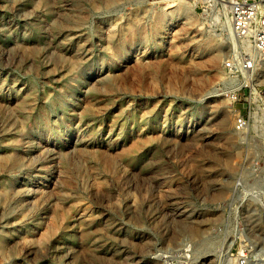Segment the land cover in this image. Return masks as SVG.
<instances>
[{"label": "rangeland", "instance_id": "1", "mask_svg": "<svg viewBox=\"0 0 264 264\" xmlns=\"http://www.w3.org/2000/svg\"><path fill=\"white\" fill-rule=\"evenodd\" d=\"M231 4L0 0V264H264Z\"/></svg>", "mask_w": 264, "mask_h": 264}, {"label": "built area", "instance_id": "2", "mask_svg": "<svg viewBox=\"0 0 264 264\" xmlns=\"http://www.w3.org/2000/svg\"><path fill=\"white\" fill-rule=\"evenodd\" d=\"M230 16L233 34L243 47L250 41L256 54L247 53L244 60L231 58L227 61L226 68L234 74L244 75L241 88L257 91L259 84L254 74L264 67V0H235L230 6ZM252 120H256L252 112L248 116L240 115L237 127L244 128Z\"/></svg>", "mask_w": 264, "mask_h": 264}, {"label": "bare ground", "instance_id": "3", "mask_svg": "<svg viewBox=\"0 0 264 264\" xmlns=\"http://www.w3.org/2000/svg\"><path fill=\"white\" fill-rule=\"evenodd\" d=\"M232 2H234L233 0H230V3H232ZM250 44L248 43V46H249ZM255 50H254V48H253V46H252V51H251V54L252 53H255L256 54V52H254Z\"/></svg>", "mask_w": 264, "mask_h": 264}]
</instances>
